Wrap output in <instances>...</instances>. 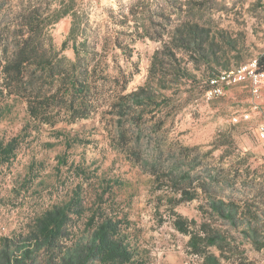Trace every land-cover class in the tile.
<instances>
[{
  "label": "rangeland",
  "instance_id": "obj_1",
  "mask_svg": "<svg viewBox=\"0 0 264 264\" xmlns=\"http://www.w3.org/2000/svg\"><path fill=\"white\" fill-rule=\"evenodd\" d=\"M194 23L215 35L218 57L208 64L176 30L186 38ZM27 36L31 63L8 77L3 65ZM167 46L193 77L174 70L155 103L136 107L123 96L145 83ZM263 50L264 0H0V142L17 141L0 164V237L77 195L74 235L102 207L125 220L146 264H213L208 255L264 264V144L255 131L264 82L258 97L248 81L204 95L212 74ZM210 196L232 202L237 225L212 210ZM216 233L219 245L200 241L196 253L189 244Z\"/></svg>",
  "mask_w": 264,
  "mask_h": 264
},
{
  "label": "trees",
  "instance_id": "obj_2",
  "mask_svg": "<svg viewBox=\"0 0 264 264\" xmlns=\"http://www.w3.org/2000/svg\"><path fill=\"white\" fill-rule=\"evenodd\" d=\"M36 14L33 15V20ZM176 30L181 41L191 44L204 64H208L212 59L218 57L215 49V46H217L215 35H211L210 30L205 26H200L197 23L189 25L185 29L186 38L182 37L183 32L179 27H176ZM221 38L224 39V36L221 35ZM30 39L28 36L22 39L19 42L17 58L3 65L8 77L11 74L20 75L22 68L31 63L29 58L33 55V48L30 47ZM167 47L164 48L165 50L155 51L145 83L123 96L128 98L136 107L156 102L160 96L158 89L169 87L165 85V82L168 81L166 79L167 74L173 75L177 72L178 78L186 80L193 77L188 67L182 65L174 49ZM160 56L168 58L167 64L173 68L172 70H163L165 69L163 62L158 61ZM33 61L36 62V60ZM37 63L39 62L37 61ZM157 66L160 68H157ZM257 66L259 70L264 71V50L257 56ZM154 84L159 85L155 87ZM29 108L36 110L30 104ZM16 145V139H11L6 143L0 142V164L13 155ZM195 197L196 194L193 193L189 194L187 199L190 200ZM208 203L219 217L237 225V221L241 217L238 216V211L232 202H225L222 199L210 196ZM99 210L102 211L97 214ZM82 212L81 199L75 195L65 202L53 204L35 216L32 224L26 230L1 236L0 264H146V259L140 252L136 242L126 231V225L122 226V221L125 222V220L117 216L103 214L102 207L97 208L88 215L84 224V232L81 236H75L72 232L71 215L82 214ZM175 224L181 232H189L184 220H176ZM256 230V226L253 225H248L244 230L245 234L250 235L253 243L257 242L255 238ZM221 238L218 233L206 238L193 234L189 244L198 253L200 252L198 250L200 241L205 240L207 245H219L218 239ZM261 246H264V244H261ZM206 259L209 263L218 264L216 256L208 255Z\"/></svg>",
  "mask_w": 264,
  "mask_h": 264
},
{
  "label": "built area",
  "instance_id": "obj_3",
  "mask_svg": "<svg viewBox=\"0 0 264 264\" xmlns=\"http://www.w3.org/2000/svg\"><path fill=\"white\" fill-rule=\"evenodd\" d=\"M247 81L252 88L253 94L258 97L261 84L264 82V71L258 69L257 57L251 58L248 62L241 63L232 69L220 70L210 76L207 80L204 95L207 99L216 98L223 95L228 87ZM256 108L257 106H254L255 110ZM242 115L245 119L250 117L248 112ZM255 131L259 142L264 144V114L258 120Z\"/></svg>",
  "mask_w": 264,
  "mask_h": 264
}]
</instances>
